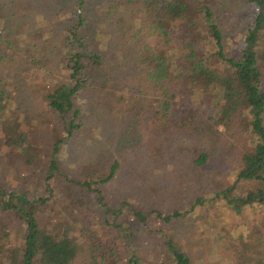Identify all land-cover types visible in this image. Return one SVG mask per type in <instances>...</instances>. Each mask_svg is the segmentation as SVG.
Here are the masks:
<instances>
[{
    "label": "trees",
    "instance_id": "16d2710c",
    "mask_svg": "<svg viewBox=\"0 0 264 264\" xmlns=\"http://www.w3.org/2000/svg\"><path fill=\"white\" fill-rule=\"evenodd\" d=\"M86 1L76 0V4L82 7ZM104 1L108 14L120 13L123 45L128 49L123 55L128 61V79L125 83L118 81L128 97L119 96V109L112 103L104 105L133 118L131 132L186 134L190 154L187 164L195 169L230 155L241 138L234 179L215 195L236 213L244 206L264 204V0H235L244 6L237 16L247 26L236 54L229 55L224 52L222 32L211 9L216 0ZM124 11L128 18L121 15ZM83 22L79 16L74 30L68 32L70 44L76 43L78 48L67 50L60 59L64 77L43 87L38 85L34 95L37 103L58 117V126L66 136L76 127L77 96L86 91L106 94V87L115 80L114 72L105 64V55L84 49L87 36L78 35ZM134 22H138L137 27ZM22 51L29 64L30 60L40 63L34 49ZM116 67L123 68L124 64L117 62ZM120 73L124 74L122 70ZM11 100L1 75L0 147L24 165L35 166L36 149L28 129L10 111ZM59 128L53 129L46 167L29 190L0 185V264H193L181 243L170 235L165 236L159 258L151 263L134 248L122 259L118 249L108 245L110 242L101 241L87 222L92 217L91 205L99 207L104 221L111 217L107 222L121 235L120 241L129 234L119 219L129 204L108 206L99 187L114 176L118 163L113 161L107 171L99 163L82 165V177L71 179L56 160L63 142ZM69 183L79 188L80 197L74 195L77 192ZM130 211L142 225L150 213L165 223L184 214ZM53 213L58 218L55 221L48 218ZM13 232L17 238L11 244ZM239 259L242 264H264V252L259 243H246L234 253V264ZM207 263L221 264L218 259Z\"/></svg>",
    "mask_w": 264,
    "mask_h": 264
},
{
    "label": "rangeland",
    "instance_id": "374dc122",
    "mask_svg": "<svg viewBox=\"0 0 264 264\" xmlns=\"http://www.w3.org/2000/svg\"><path fill=\"white\" fill-rule=\"evenodd\" d=\"M105 5L104 0H87L82 7L76 0H0V76L11 94L10 111L28 129L38 155L35 166H27L0 147V185L5 189L29 190L46 167L53 129L59 128L58 117L37 103L34 95L38 85L43 87L64 77L60 59L67 50L78 48L76 43L70 44L68 32L74 30L80 16L84 22L78 35L85 34L88 39L84 49L104 54L105 64L114 72L115 80L106 87V94L86 91L77 96L75 104L79 112L73 121L76 127L69 136L59 128L63 142L56 160L63 173L74 180L82 177L79 172L82 165L99 163L107 171L113 161L118 163L114 176L99 187L108 206L129 204L119 218L129 234L124 242L120 241L121 235L108 223L111 217L104 221L99 207L91 205L92 217L87 222L101 241L110 242L108 245L118 249L122 259L134 248L143 252L145 261L150 263L159 258L167 235L181 243L193 264H208L207 261L216 259L221 264H234V253L246 243H259L264 252V204L244 206L236 213L215 195L234 179L240 163L241 138L230 155L195 169L187 164L190 154L186 134L131 132L134 119L104 105L112 103L120 108L119 96L127 94L118 81L125 83L128 79V61L123 59L128 49L123 45L120 13L108 14ZM211 9L222 32L225 54H236L247 26L237 16L244 6L235 0H216ZM121 15L128 18L126 11ZM134 23L137 27L138 22ZM25 48L37 52L39 64L36 60H30L29 64L22 51ZM117 62L123 63L124 69L114 68ZM69 184L77 192L74 195L80 197L79 188ZM191 204L193 208L184 213ZM131 208L145 213L158 211L162 215L171 211L184 214L165 223L150 213L142 225L132 216ZM53 215L48 216L49 220L58 219ZM58 223L63 225L61 221ZM16 238L13 232L9 242L15 243ZM240 261L235 264H242Z\"/></svg>",
    "mask_w": 264,
    "mask_h": 264
}]
</instances>
